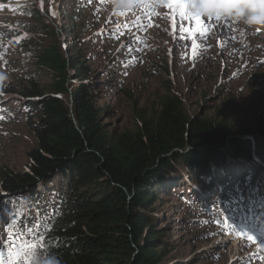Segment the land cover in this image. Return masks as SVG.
Returning <instances> with one entry per match:
<instances>
[{"label": "rangeland", "instance_id": "1", "mask_svg": "<svg viewBox=\"0 0 264 264\" xmlns=\"http://www.w3.org/2000/svg\"><path fill=\"white\" fill-rule=\"evenodd\" d=\"M34 1L0 0V86L13 89L25 80L13 27L31 21L25 12L35 6L53 24L67 29L66 45L71 39L82 46L92 75L102 83L98 105L111 129H133L141 118L153 114L165 93L175 94L190 115L239 128L237 136L246 142L253 162L262 161L255 130L264 121V23L248 19L264 13V0H246L255 6L248 17L233 14L217 22L203 15L209 31L204 37L195 34V55L192 38L180 30L191 28L193 22L178 15L173 20V11L164 7L168 0H153L157 6L151 17L149 10L139 7L125 12L127 0ZM66 12L74 13L72 21ZM7 111L12 113L3 115ZM20 112L17 94L0 89V166L14 171L28 170V151L36 144ZM261 165L249 174L240 165L213 172L209 183L196 173L191 178L177 173L163 183L146 210L165 242L159 246L165 252L159 264H264ZM221 188L243 206L257 194L255 202L262 206L251 213L253 217L246 211L248 218H241L243 210L229 206L230 197H224ZM8 209L5 206L3 212ZM240 218L249 226L239 227ZM33 228L35 232V223L28 226L29 236L19 233L27 243L34 240Z\"/></svg>", "mask_w": 264, "mask_h": 264}, {"label": "trees", "instance_id": "2", "mask_svg": "<svg viewBox=\"0 0 264 264\" xmlns=\"http://www.w3.org/2000/svg\"><path fill=\"white\" fill-rule=\"evenodd\" d=\"M31 9L25 16L32 20L13 27L25 80L13 89L0 86L17 94L20 116L36 140L28 170L0 166V212L23 205L4 226L6 234L21 230L29 236L28 226L35 223L33 241L44 237L45 264H159L165 242L147 216L151 198L177 173L186 178L196 173L209 183L213 172L240 165L249 174L258 163L263 167L264 121L255 130L262 145L258 163L237 136L239 128L190 115L175 94L165 93L153 114L133 129H111L98 105L102 83L92 75L82 46L71 39L66 45L67 29ZM73 15L65 16L72 21ZM256 195L247 201L250 213L262 206ZM229 200L236 208L234 198Z\"/></svg>", "mask_w": 264, "mask_h": 264}, {"label": "snow or ice", "instance_id": "3", "mask_svg": "<svg viewBox=\"0 0 264 264\" xmlns=\"http://www.w3.org/2000/svg\"><path fill=\"white\" fill-rule=\"evenodd\" d=\"M156 6L153 0H138V2L127 0L124 11L131 12L139 7L149 10L147 15L151 17V15L155 14L154 9ZM164 7L173 11V20L178 15L182 20H190L193 22L191 28L182 26L180 30L188 33L190 38H192V52L195 55L198 47L195 34L198 32L201 37H204L209 31L201 19L203 15L206 14L209 20L214 18L217 22L233 14L248 17L249 9L255 6L246 2V0H168ZM261 8L264 9V5H261ZM136 19L139 20V17H136ZM248 22L264 23V13L261 15H251ZM173 27H175V23H173ZM16 204L19 207L13 208L10 204L7 214L0 212V233L6 234L9 229L4 226L10 224L11 220L20 214V207L23 206L22 202H16ZM17 238L23 242L19 234H17ZM252 239L253 237L249 235L248 240ZM43 241L44 237H39L35 241L25 243L21 249L12 253L7 260V264H45L48 258L43 255L46 249Z\"/></svg>", "mask_w": 264, "mask_h": 264}, {"label": "clouds", "instance_id": "4", "mask_svg": "<svg viewBox=\"0 0 264 264\" xmlns=\"http://www.w3.org/2000/svg\"><path fill=\"white\" fill-rule=\"evenodd\" d=\"M19 233H20V232H18V234H19ZM1 235H2V233H0V236H1ZM24 235H25V234H24ZM2 236H4V235H2ZM25 236H26V235H25ZM14 239H18V238H17V234L14 235V236H12V237H10V238H7V240H5L4 243H3L4 245H1V248H2V249L0 250V251L2 252V256H1V258H0L1 260L6 261V259L8 258L9 255H8L7 253H5V251L11 247V246H10V245H11L10 240H14ZM19 240H20V242H21V239H19ZM22 241H23V242H21V245H22V243H23V246H24V244L27 243V242H26L23 238H22ZM20 242H19V243H20ZM21 245H20V246H21ZM21 248H22V247H20V249H21Z\"/></svg>", "mask_w": 264, "mask_h": 264}]
</instances>
